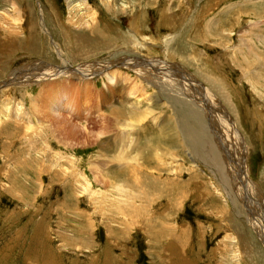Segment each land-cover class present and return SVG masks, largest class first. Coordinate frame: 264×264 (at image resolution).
Listing matches in <instances>:
<instances>
[{
	"label": "rangeland",
	"instance_id": "obj_1",
	"mask_svg": "<svg viewBox=\"0 0 264 264\" xmlns=\"http://www.w3.org/2000/svg\"><path fill=\"white\" fill-rule=\"evenodd\" d=\"M68 3L80 18L67 25L70 33L91 35V26L101 33L121 29L124 44L110 50L102 46L103 52L94 46L72 58L48 20L53 8L64 20ZM84 5L87 11L80 9ZM25 7L37 35L24 32ZM90 14L93 19L86 18ZM131 18L140 34L152 37L148 49L130 44L136 42L127 33ZM0 42V83L36 64L46 66L39 67L43 72L49 66L88 68L145 59L150 80L141 86L151 96L147 106L152 113L144 121L147 128L137 127L131 135L137 149L125 153L108 145L119 139L115 130L98 136L111 116L102 119L97 111L104 117L117 99L118 105L124 101L115 88L111 105L95 106L97 95L101 98L111 86L102 75L91 76L87 69L86 81L65 78L70 83L66 96L85 109L79 117L73 110L53 117L38 112L36 97L46 82H4L0 111L6 105L9 115L0 120V264H264V0H0ZM173 64L197 79L195 65L205 68L207 77L218 76L225 85L228 101L217 92L221 87L204 82L202 95L211 93L233 121L229 136L216 142L222 147L217 151L232 163L229 174L236 190L196 153L201 148L192 142L196 125L188 139L180 131L185 132L184 117L178 111L183 108L185 121L192 124L194 105L177 111L176 97L151 84L153 73L168 86L164 81ZM89 100L94 101L85 104ZM68 121L78 130L69 147L61 137L73 125ZM206 130L212 140L211 128ZM224 144L231 145L226 149ZM118 154L132 156L125 162L131 169L113 159ZM244 161L250 181L245 185ZM249 215L262 224L261 232L249 223Z\"/></svg>",
	"mask_w": 264,
	"mask_h": 264
},
{
	"label": "bare ground",
	"instance_id": "obj_2",
	"mask_svg": "<svg viewBox=\"0 0 264 264\" xmlns=\"http://www.w3.org/2000/svg\"><path fill=\"white\" fill-rule=\"evenodd\" d=\"M69 3H68V15L65 17L64 20L58 19L59 14H58L57 10L55 11L54 8L52 9V14H54V17L52 16L53 18L48 19V20L50 21L51 24H53V27H55L56 36L58 37V40H60L63 48H65L71 52L70 56L72 58H75L78 54L81 55V54H84L85 52H89L90 51L89 48H92L94 46H96L95 47L96 51L98 49H101L100 51L103 52V48H108V50H110L111 48L112 49L117 48L118 46H120V44L121 45L124 44L125 38L122 34L121 29H119V32H118V30L116 31V29H115V31L117 33H114V34H111L109 31H106V33L104 32L105 33L104 34V33H101V31L99 29H97L98 27L91 26V31H93V35H92L91 31H90L91 35L87 34V36L85 34L83 35V34H72V33H70L69 29H67V27H68L67 25H70L71 23L74 24L73 22L75 20H80V18L77 17L78 14H75L76 12L75 13L70 12V8L71 9H72V7L74 9H76V8H75V5L71 6V5H69ZM25 9L27 11V13H26L27 19L25 20L24 32L25 33L27 32L26 34H28V35H37V32L35 30L34 19L32 17H30V19H29V17H28L30 14H32L30 12V8L25 7ZM80 9L87 11L85 5L83 7H81ZM77 13H79V12L77 11ZM47 16H48V14H47ZM93 17H94V15H91V14H90V16L89 15L86 16V18H90V19H93ZM28 19H29V21H28ZM168 21H170V20H168ZM165 27L171 29L172 24H166ZM218 30L220 31L219 27L216 29V31L219 34ZM7 32H9V31H7ZM69 34H72V35H69ZM12 35L7 34L8 37H11ZM72 38H74V39H72ZM149 39L152 40V37L147 38L146 36L143 35L142 36V42H141L140 40L138 41L137 36H136V38H134V40L136 42L130 43V44H132V46L137 48V49L141 48V45H142V47L145 46L148 49L149 46L147 45L146 42L147 41L149 42ZM96 44L97 45L99 44L100 46L98 45L99 46L98 47ZM102 46H105V47L102 48ZM35 51H38V50H35ZM158 65H161V64H157L156 67H158ZM41 66L46 67V66H43L42 64H36V65L32 66L31 68L24 66L21 69H17L10 74V76L8 77L9 79L3 80V82L0 83V86H2L4 84V82H12V83H14V85H20V83L27 84V83L34 82V80L42 81L43 83L46 82L44 89L42 90V93L36 97V98H38L39 105L35 106V108H38L37 109L38 112H40V114H42L45 117H53V116L65 115V114H63V111L67 112L66 115H68V112L69 111L71 112L73 110V111H75V113L72 115L74 117H79L84 113L85 109L80 107L81 106L80 102H79V104L74 105L73 98L66 96V91L70 87V83H68V81L65 80V78L67 79V77L73 76V77H75L74 79L86 81L83 78H85V74H87V69H88V71H91V73H90L91 76H95L97 74L102 75L109 82V84L111 86H109L110 88H106L105 93H103V91H102V97L101 98H100V94L97 95V98H99V99L95 101V106H99L102 103L107 104V105L108 104L111 105V101H110L111 95L114 96V99H115V96L117 95V92H115L116 95H114L112 93L113 91H111L115 88L117 89V91L122 92L121 93L123 95L122 99H124V101L122 100L123 101L122 104L120 103L118 105L119 99H117V103H116L117 105L112 104L114 107L112 106L113 108L109 109L108 113H106L104 115V117L101 115V112L97 111L99 117L102 119H105V117H107V116L108 117L111 116V117H109V119L107 121L105 119L104 122H102V123H104V124H102V125H104L103 129L106 130L107 127H109V128L107 129V131L100 129V132H98V136L102 137V133H107L109 130H111V131L115 130L117 132L119 139L115 141V144H108L109 146L112 145L113 148L119 147L118 149L125 148L126 149L125 153L126 152L128 153L129 150H127V149H129V148L131 149V147H133V149H137V146H134L135 141H133V139L131 140V135L136 132V131H134V129L137 127L139 128L140 131L143 130L144 128H147L146 123L144 121L146 119H150L151 114H152L151 111H149L150 110L149 106H147V105H149V100H150L151 96L148 93H146V89L144 88L145 85H143V87L141 86V84L143 83L144 80H146L147 82H148V80H150L149 77H147L144 74V72H146L145 68L150 66L149 61H146L145 59H140V58L136 59V57H133V58H131V59L129 58L127 60L123 59L122 61H119V63L113 61L112 63L106 64V65H101V67H99L100 65L95 66V64L89 65L88 68L85 65H82L78 68H67V67L64 68V67L49 66L43 72L41 70H39V67H41ZM162 66H165V65L162 64ZM158 68H160V67H158ZM108 69H110V70H108ZM115 69H119V70H115ZM167 69H169V68H167ZM195 69L197 70V72H199V74H197V75L201 79H197L195 76L189 75V73H188L189 76L183 75V73H181V71H179L176 68L175 64H173L172 68L169 71H167V73H166V75L168 77L167 81H164V82H166V85L168 84V86L163 87L160 83H158V82H162V81L156 79L155 74H153V73L151 74L152 75L151 79L153 80V83H151V84L154 85V87L156 89L159 88L161 90L163 88L167 91L166 92L167 94L173 95L176 97V98H173V104H174V106L177 105V107H178L177 111H178L179 107L181 108V106H187V105L191 106V104L194 105V106H191V107H193L192 109L190 108L191 109V117L193 118L192 120L194 121L192 124H188L185 121V120H188V117L186 116L183 108H181V110L178 111V112H181L182 117H184V123H182L181 126L184 128L186 134L183 130H180V131L185 136V138L188 139V135H191V133H189V132H190L192 126L196 125L193 128L192 142H194L195 144H199L201 146V148L199 150H196V153L199 156H201V158H204L205 160L209 161V163H207V164H209L215 168V170L219 173L218 178L223 183L226 184V182H224V180H226V181L228 180L227 186H229L228 188H230L232 190V189H235L237 187L236 185H234L232 183L233 179H232V177L230 178L231 174H229V169L231 168V170H232V163L228 159L225 158L226 157L225 152H223L222 155L220 152H218V151L222 152V147L220 148V145L216 142V138L222 137V139L223 138L225 139L226 137H228L229 135L227 133H229V131H232L234 124H233L232 119L227 118L229 114L227 115L223 105L219 106V104L215 100V97H213L211 93L206 92V93H204V95H202V92L205 91V87H203L204 86L203 82H204L206 84L208 83L212 87L213 86L216 88L221 87V89L223 91L222 90L218 91L219 90L218 89L217 92L220 94V96H224L223 99H225V98H227V95L224 92V87H223L224 84L217 78L218 76L214 77V76L210 75L209 77H207L208 74H210V73H207L206 70H205L206 72L203 73L205 68H200V67H197L195 65ZM123 70H125V71H123ZM129 72L134 73V75H131V73H129ZM155 72H159V70H157ZM25 74L30 75V77H31L30 81H26V79H28L29 76L28 75L24 76ZM22 76H24V77H22ZM138 78H140L142 80L137 81ZM182 81L185 82V84ZM144 83H146V82H144ZM109 90L111 92H109ZM226 91L228 93V90H226ZM171 92H172V94H171ZM70 93H72V91H70ZM182 95H183V97L187 98L185 101L180 100V99H183ZM70 96H72V95L70 94ZM130 98H131V100H130ZM226 100L228 101V98ZM85 101H86V99L84 100V102ZM93 101L94 100H89V102H87L85 104H88V103L93 102ZM143 101H145V102L147 101V103L142 104ZM208 102L210 103L209 105H208ZM142 105H145L147 108L142 109V107H143ZM18 107H20V106L18 105ZM203 113H205L204 115L206 116L205 118L207 119L205 125L203 122V118H204ZM0 114H1L0 120L6 119L7 114H8L6 105H4V108L1 109ZM50 120L52 121V118H50ZM81 122L83 123L82 120H81ZM109 122H112L114 124L109 126ZM68 124H73V123L68 121ZM205 126L211 128L212 140L214 139L215 143L214 142L212 143L211 137H209L210 132H208L206 130ZM120 127H121V129H120ZM77 134H78V130L76 129L74 124L67 126L66 129L64 130V132L61 134V137L63 138V143L68 144V140L72 139ZM237 137H238L237 141L239 144L241 138L239 137V135H237ZM126 142L128 143V145L124 144ZM101 143L102 142L100 141V144ZM117 144H119V145H117ZM226 145L229 146L231 144H224V147L227 149ZM67 146L69 147L70 144H68ZM100 147H101V145H100ZM211 148H214L216 150H212ZM217 148H218V151H217ZM244 150H245V148H244ZM156 152H155V155H156ZM118 156H119V159H118ZM133 156H135V155H133ZM61 157L62 156H60V158ZM131 158H132V156L129 157L128 159H127V157L124 158V156L121 154H118L117 156H113V159H117L120 161L121 167L129 168V169H131V168L129 166H126L125 162L128 163V160ZM241 158L242 157H240V159ZM135 160H136V158H135ZM135 160H133V161H135ZM53 161H54V159H53ZM229 163H231V164H229ZM243 164L244 165L242 167L244 170L243 171L244 172V174H243L244 179L243 178L242 179L244 180L243 185H245V184H249L250 181L248 179V175L246 172L247 169H245V167H246L245 161L243 162ZM92 166L99 168L100 164L95 163V164H92ZM130 166H131V164H130ZM237 173L240 177L239 166H238V172ZM51 177H53V176H51ZM82 177L84 178V176H82ZM122 177H124V176H122ZM53 179H56V178L53 177ZM83 180H85V179H83ZM227 186H226V188H227ZM119 190L123 191V188L121 187V185L119 186ZM227 193L231 198L234 197L232 194H230L229 190H227ZM236 195H237V193H236ZM248 218H249V223L253 224V227L257 228V231L261 232L262 231V224H260L259 220H257V221L254 220L252 217H250V215L248 216Z\"/></svg>",
	"mask_w": 264,
	"mask_h": 264
}]
</instances>
